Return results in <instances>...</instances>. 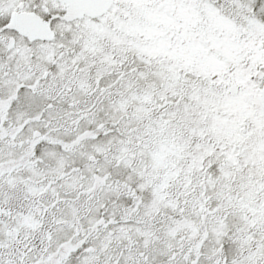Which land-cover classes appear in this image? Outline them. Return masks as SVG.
I'll use <instances>...</instances> for the list:
<instances>
[{"label":"snow or ice","instance_id":"6c2138e0","mask_svg":"<svg viewBox=\"0 0 264 264\" xmlns=\"http://www.w3.org/2000/svg\"><path fill=\"white\" fill-rule=\"evenodd\" d=\"M0 264H264V0H0Z\"/></svg>","mask_w":264,"mask_h":264}]
</instances>
